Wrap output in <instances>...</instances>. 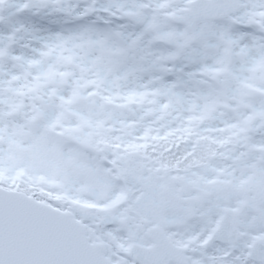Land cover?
Returning a JSON list of instances; mask_svg holds the SVG:
<instances>
[{"label": "snow or ice", "instance_id": "snow-or-ice-1", "mask_svg": "<svg viewBox=\"0 0 264 264\" xmlns=\"http://www.w3.org/2000/svg\"><path fill=\"white\" fill-rule=\"evenodd\" d=\"M6 7L0 264H264V0Z\"/></svg>", "mask_w": 264, "mask_h": 264}, {"label": "flooded vegetation", "instance_id": "flooded-vegetation-1", "mask_svg": "<svg viewBox=\"0 0 264 264\" xmlns=\"http://www.w3.org/2000/svg\"><path fill=\"white\" fill-rule=\"evenodd\" d=\"M86 2L87 0H69V6H71L72 3H75L79 7H83ZM0 17L4 18V23L0 24V27L3 28L8 22L15 20L14 9L12 7L4 8L2 11H0ZM85 24L92 26H103L101 25L100 21L95 19V17H88L85 22L73 21L60 14H57L45 22L43 31L48 33L74 31L85 26Z\"/></svg>", "mask_w": 264, "mask_h": 264}, {"label": "trees", "instance_id": "trees-1", "mask_svg": "<svg viewBox=\"0 0 264 264\" xmlns=\"http://www.w3.org/2000/svg\"><path fill=\"white\" fill-rule=\"evenodd\" d=\"M0 29H2V28L0 27Z\"/></svg>", "mask_w": 264, "mask_h": 264}]
</instances>
